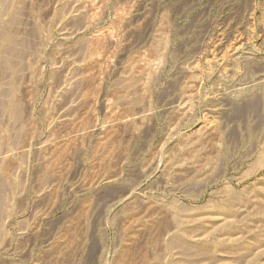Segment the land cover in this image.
<instances>
[{
	"label": "rangeland",
	"instance_id": "rangeland-1",
	"mask_svg": "<svg viewBox=\"0 0 264 264\" xmlns=\"http://www.w3.org/2000/svg\"><path fill=\"white\" fill-rule=\"evenodd\" d=\"M0 264H264V0H0Z\"/></svg>",
	"mask_w": 264,
	"mask_h": 264
}]
</instances>
